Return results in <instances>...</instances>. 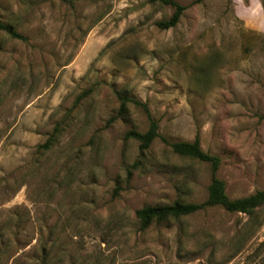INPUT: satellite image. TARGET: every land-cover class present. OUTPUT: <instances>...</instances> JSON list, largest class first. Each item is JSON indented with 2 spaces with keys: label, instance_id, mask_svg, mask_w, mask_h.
Instances as JSON below:
<instances>
[{
  "label": "rangeland",
  "instance_id": "obj_1",
  "mask_svg": "<svg viewBox=\"0 0 264 264\" xmlns=\"http://www.w3.org/2000/svg\"><path fill=\"white\" fill-rule=\"evenodd\" d=\"M173 1L160 29V0H0L24 36L0 29V264H264V205L139 227L207 196L210 165L166 141L198 134L230 198L264 189V0ZM116 91L158 122L142 156L146 114Z\"/></svg>",
  "mask_w": 264,
  "mask_h": 264
},
{
  "label": "trees",
  "instance_id": "obj_2",
  "mask_svg": "<svg viewBox=\"0 0 264 264\" xmlns=\"http://www.w3.org/2000/svg\"><path fill=\"white\" fill-rule=\"evenodd\" d=\"M163 3L170 4L174 7L172 14L167 18L156 22V26L160 29H168L174 27L182 16L185 10L183 4L176 3L173 0H160ZM0 29L5 31L10 37L16 39H24L13 25L0 21ZM116 96L120 100L118 115L125 112L128 103H132L140 107L148 119V128L139 132L130 129L125 133L126 138H131L139 142L138 149L142 156L149 148L152 141L159 136L158 122L151 116L150 111L145 103L137 99L130 98L119 91H116ZM116 118V117H113ZM52 140L50 136L43 144L44 148H48ZM172 152L183 158H189L197 161L207 162L211 167V179L207 187L206 198L199 202H182L178 199L170 204L163 205H146L138 209L135 214L139 222V227L144 229L154 223H160L170 218H179L190 215L200 210L212 207H221L227 212H237L246 215H252L259 207L264 205V189L255 190L253 193L246 196L230 198L225 192V183L216 176V171L220 165V158L216 155L204 151L200 145L199 135L196 134L191 141H166ZM137 165L135 161L131 168ZM130 174V170H127Z\"/></svg>",
  "mask_w": 264,
  "mask_h": 264
},
{
  "label": "clouds",
  "instance_id": "obj_3",
  "mask_svg": "<svg viewBox=\"0 0 264 264\" xmlns=\"http://www.w3.org/2000/svg\"><path fill=\"white\" fill-rule=\"evenodd\" d=\"M260 5L257 3L256 8L258 9ZM257 30H264V26H259Z\"/></svg>",
  "mask_w": 264,
  "mask_h": 264
}]
</instances>
